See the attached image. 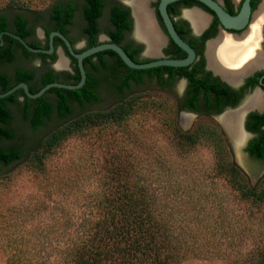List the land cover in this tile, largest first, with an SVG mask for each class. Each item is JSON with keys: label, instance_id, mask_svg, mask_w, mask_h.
<instances>
[{"label": "rangeland", "instance_id": "374dc122", "mask_svg": "<svg viewBox=\"0 0 264 264\" xmlns=\"http://www.w3.org/2000/svg\"><path fill=\"white\" fill-rule=\"evenodd\" d=\"M57 1L65 0H0V13L38 19ZM71 1L80 8L81 0ZM105 24L103 18L101 26ZM81 26L77 11L71 33L77 48L83 46ZM37 33L42 39L40 30ZM58 53L54 66L70 70L68 64L58 67L60 49ZM146 55L158 58L161 53ZM25 67L37 68V59ZM184 90V81L171 91L151 83L133 86L125 92V99L134 104L125 121L69 135L50 151L45 143L51 134L88 113L114 108L119 97L102 91L100 103L75 109L63 120L54 117L36 132L12 107V127L23 140V152L19 161L0 170V264L18 257L20 264L63 257L71 240L84 234V225L97 221V208L106 195L121 188L122 175L132 184L138 177L139 185L154 190L166 206L176 234L186 239L181 264H253L264 256V200L242 199L241 188L229 176L234 166L245 186L264 188V163L245 151L251 136L240 126L243 141L234 145L221 122L232 111L222 117L179 112ZM198 128L205 134L189 146L174 135L175 129L184 135ZM212 130L223 131L229 142L216 140ZM11 144L3 141L0 147Z\"/></svg>", "mask_w": 264, "mask_h": 264}, {"label": "trees", "instance_id": "16d2710c", "mask_svg": "<svg viewBox=\"0 0 264 264\" xmlns=\"http://www.w3.org/2000/svg\"><path fill=\"white\" fill-rule=\"evenodd\" d=\"M88 1L90 7L84 14L86 20L84 32L88 37V45L82 50H75L77 53L100 44L96 41V35L99 33L96 19L100 16L103 5L100 0ZM72 11L73 6H68L67 9L59 6L47 10L57 32L65 35L66 25L70 24L72 19ZM6 17L7 15L0 13V32L8 27ZM14 19L13 26L16 33L24 39L28 33L26 31L27 21L20 13L15 15ZM127 19L128 12L119 8L112 10L110 17L112 27L107 33L110 42L120 46L134 62L146 63L148 61L138 62L135 57L136 53L131 51L129 44L124 42V32L130 27ZM46 33L49 35L51 32L47 30ZM13 42L11 39L8 42L5 41L4 47L1 48L0 61L10 62L12 60L11 45ZM170 44L172 47L165 50L168 58L182 59L185 57V54L172 41ZM24 54L27 57L33 56L26 49H24ZM106 55L112 57V60L108 61ZM39 56L47 57L42 54ZM55 59L54 56L53 60ZM70 59L72 61L71 73H63L60 77L47 72L41 77L39 86L30 85L33 78L32 72L17 69L13 80L7 74L0 73V94L20 83L27 84L32 94L51 83L76 85L80 81V73L76 60ZM83 66L86 81L78 90L52 88L37 99H29L22 90H18L0 99V142L12 143L7 148L0 147V170L3 166L19 161L23 152V140L15 134L12 127L14 115L10 106L15 108L21 121L26 123L32 132H36L45 127L47 122L54 117L63 120L70 117L75 109L84 110L100 103L102 91L105 94L119 97L114 108L104 112L88 113L64 129L51 134L45 143L47 150L50 151L69 135L78 134L83 130L105 123L121 124L125 121L134 106L133 101L125 99V92L130 91L133 86L151 83L159 89H171L175 85V77L186 78L188 89L183 98L184 107L195 112H200L197 102L201 91L205 90V98H208L207 102H209L212 90L211 86H208V79H199L196 69L192 67L191 69L190 67H159L134 70L125 66L112 51H103L85 59ZM20 98L21 101H19ZM177 109L182 110V107L179 106ZM256 117L260 121L256 120L247 127V130L255 135L247 147V152L254 160L264 163V122H262L264 116ZM179 132L175 129L174 135H178L179 140L184 139L186 146L194 144L199 136L205 134L200 128L184 135ZM214 134L219 142H223L222 139L225 141L223 134L212 130L211 135ZM37 160L38 158H35V161ZM229 176L233 184L241 188L242 199L252 200L253 203H261L264 200V188L257 190L249 185L245 186L244 177L234 166L230 167ZM135 178L137 180L132 184L122 175L121 188L106 195L103 203L97 208V221L93 222V220L84 225V234L71 240L63 257L54 259L52 263L36 261L33 258L32 261L26 259L22 264H181L188 250L186 239H181L176 234V229L170 224L167 208L160 197H157L154 190L149 191L143 185H139V178ZM19 262V257L18 259L11 258L8 264H20ZM253 264H264V256Z\"/></svg>", "mask_w": 264, "mask_h": 264}, {"label": "flooded vegetation", "instance_id": "af4514ba", "mask_svg": "<svg viewBox=\"0 0 264 264\" xmlns=\"http://www.w3.org/2000/svg\"><path fill=\"white\" fill-rule=\"evenodd\" d=\"M102 3V9L100 16L96 19L97 27L99 33L96 35L97 43L110 42V39L107 35L108 31L111 30V12L115 8L122 9L123 11L128 12L127 21L130 23V27L127 31L124 32V42L130 45L131 51H134L136 60L138 62L152 61L156 58H151L146 55L148 52V44L145 39H141L138 35L139 33V25L134 13V9L132 5L122 3L120 1L115 0H100ZM133 3L141 0H132ZM217 3L226 13L231 16H237L241 10V7L245 0H212ZM160 0H151L148 8L151 12L155 29L160 34L163 39V45L159 49L158 52L161 53V56L158 58H168L165 55V50L171 48L170 41H172L164 28L160 15L158 13V4ZM152 3V8H151ZM62 6L64 9H67L68 6H73L72 11V19L70 24L66 25V33L63 35L72 45L73 50L78 51L84 49L88 45V37L86 36L84 30L86 27V20L84 17L85 11L90 7L88 0H81L80 8L71 0L65 1H57L53 3L47 10L54 9L56 7ZM264 6V0H250L251 14L248 20L247 25L240 31L234 30H226L222 27L216 15L205 5L196 1V0H180L174 3H171L167 6L168 15L173 23L175 31L179 35V37L189 45L195 54V59L193 63L188 66L196 69L197 77L201 80L208 79V86L210 85L212 90L210 92L209 102H207L208 98H205L206 92L202 90L199 97L200 99L197 102V108L200 112H195L184 107L185 101L183 100L186 91L188 89V81L186 78L177 76L174 78V84L180 81L185 82V90L183 96L177 102V108L180 106L182 110H178L179 112H187L195 115H206L208 117H222L226 112L232 111L237 112L242 109H245L248 102L255 97L256 94H260L262 97V104L260 107H252L244 111L241 121L239 122L242 127V132L244 134H248L251 136V139L248 141L245 151L251 157V155L247 152V147L250 141L255 137V135L247 130L248 126H251L256 120L260 121L259 117L264 116V15H262L261 19L258 22V31H257V39L255 44V50L257 56L252 58L251 61L245 63L244 68L241 71H236L232 73L234 77L233 81L230 77L226 78L222 74L215 72L209 65L208 58V48L209 45L219 38H229L234 41H244L246 40L248 32L255 20V15L258 11ZM80 12L82 26L80 29V37L83 42V46L81 48H77L75 46L76 39L71 36L74 19L76 16V12ZM196 13L202 17H204V25L201 27H196L192 19L190 18V14ZM19 13L14 14L13 16H7L8 27L0 32V53L1 48L4 47L5 41L8 42L10 39L14 42L12 43V60L10 62L0 61V73L7 74L10 79L15 78V74L17 69H23L27 72L33 73V78L30 81L31 86H39L41 82V77L47 73L51 72L54 76H60L63 73H71L72 72V58L67 50L63 42L58 38H53V47L54 50L51 54H42L47 55L46 58H42L39 54L32 53L33 56L27 57L24 54V49H26L18 40H16L13 36L19 37L16 33V30L13 26L15 21L14 17ZM22 14V13H20ZM23 18L27 21L26 31L28 32L24 39H22L27 46L33 49L39 50H49V36L53 32H57L54 27L55 24L50 20V15L46 11L45 15L39 16V18H29L22 14ZM105 18L106 24L105 26H101V20ZM40 30L42 35V39L39 37L37 33ZM47 30L51 33L47 35ZM136 32V34H135ZM60 33V32H58ZM239 39V40H238ZM111 43V42H110ZM99 44V45H100ZM61 50V54H63L64 58L67 59V64L70 70H59L54 65L58 60V50ZM27 50V49H26ZM181 50V49H180ZM28 51V50H27ZM75 51V52H76ZM182 51V50H181ZM29 52V51H28ZM183 52V51H182ZM31 53V52H30ZM77 53V52H76ZM81 53V52H80ZM186 57V53L183 52ZM56 57L53 60V57ZM108 61L112 60V57L106 55ZM184 57V58H185ZM182 58V59H184ZM259 58V59H258ZM33 59H37L38 67H25L26 63L31 62ZM74 59V58H72ZM170 59V58H168ZM147 63V62H146ZM77 65V63H76ZM78 68V67H77ZM187 68V67H184ZM167 76V75H166ZM61 77V76H60ZM174 87V86H173ZM29 89V88H28ZM165 91H171V89H161ZM22 99L20 98L19 101ZM12 112V107H9ZM225 117V116H224ZM264 122V119H262ZM13 126V121H12ZM225 139L227 137L226 134L221 131ZM241 132V131H240ZM241 133L242 135H244ZM244 137V136H243ZM229 142V140L227 139ZM233 142V141H232ZM252 158V157H251ZM253 159V158H252ZM256 161V160H255ZM258 162V161H257ZM262 163V162H261Z\"/></svg>", "mask_w": 264, "mask_h": 264}, {"label": "water", "instance_id": "95a60500", "mask_svg": "<svg viewBox=\"0 0 264 264\" xmlns=\"http://www.w3.org/2000/svg\"><path fill=\"white\" fill-rule=\"evenodd\" d=\"M177 1H180V0H160L158 4V13L160 15V18L162 20V23L164 25V28L167 32L168 37L172 40V42L179 49H181L183 52L186 53V57L184 59L156 58L147 63H136L126 54V52L120 46L110 43V42H104V43H101L100 45L86 49L82 51L81 53H76L73 50L71 43L61 33H58V32H53L50 34L49 50L45 51V50L30 48L29 46L25 44V42L21 38L13 36L29 52L35 53V54H51L54 50L53 38L58 37L65 45L68 54L76 60L77 67L80 73V81L76 85H67L63 83H51L43 87L41 90H39L35 94L30 93L27 84L20 83L14 86L13 88H11L10 90H8L7 92L0 94V99L6 98L18 90H22L24 94L26 95V97L29 99L40 98L48 90L52 88L64 89V90H78L83 87L86 81V73H85V69L83 66V61L103 51L114 52L120 58V60L124 63L125 66H127L130 69H134V70H149V69H154V68H159V67L184 68V67L190 66L195 59L194 51L189 45H187L179 37V35L175 31L173 23L167 12V6ZM196 1L202 3L207 8H209L216 15L222 27L226 30H234V31L242 30L247 25L250 14H251L250 0L244 1L241 7V10L237 16L229 15L217 3H215L212 0H196ZM61 56L64 58L62 54Z\"/></svg>", "mask_w": 264, "mask_h": 264}, {"label": "bare ground", "instance_id": "6f19581e", "mask_svg": "<svg viewBox=\"0 0 264 264\" xmlns=\"http://www.w3.org/2000/svg\"><path fill=\"white\" fill-rule=\"evenodd\" d=\"M151 0H141L131 3L134 13L136 15L139 25V36L141 39H145L148 44V54L156 55L163 45V39L155 29V24L148 5ZM264 15V6L256 13L255 20L250 28L249 34L244 41H234L229 38H219L217 41L211 43L208 48L209 65L215 72H218L225 76L230 77L233 81V72L241 71L249 60L257 56L255 50V44L257 39L258 22ZM190 18L194 22L196 27L204 25V17L192 13ZM239 40V39H238ZM259 59V58H258ZM248 60V61H247ZM66 63V64H65ZM67 59L61 57L58 62V67L67 66ZM262 104V97L260 94H256L252 98L245 109L237 112H232L222 118L221 122L228 132L234 145L237 147L240 142L243 141V136L240 132V124L244 111L247 107H260Z\"/></svg>", "mask_w": 264, "mask_h": 264}]
</instances>
